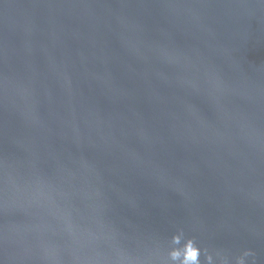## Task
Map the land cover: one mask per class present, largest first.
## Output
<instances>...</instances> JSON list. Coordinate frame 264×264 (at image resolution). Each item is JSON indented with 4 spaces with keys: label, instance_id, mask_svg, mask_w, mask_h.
Listing matches in <instances>:
<instances>
[{
    "label": "water",
    "instance_id": "1",
    "mask_svg": "<svg viewBox=\"0 0 264 264\" xmlns=\"http://www.w3.org/2000/svg\"><path fill=\"white\" fill-rule=\"evenodd\" d=\"M0 264H264V0H0Z\"/></svg>",
    "mask_w": 264,
    "mask_h": 264
},
{
    "label": "clouds",
    "instance_id": "2",
    "mask_svg": "<svg viewBox=\"0 0 264 264\" xmlns=\"http://www.w3.org/2000/svg\"><path fill=\"white\" fill-rule=\"evenodd\" d=\"M192 258L194 259V253L192 254Z\"/></svg>",
    "mask_w": 264,
    "mask_h": 264
}]
</instances>
